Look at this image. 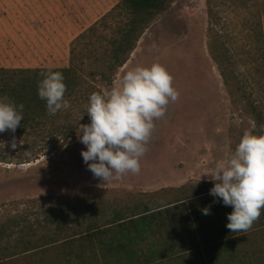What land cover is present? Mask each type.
I'll return each instance as SVG.
<instances>
[{"label": "rangeland", "instance_id": "1", "mask_svg": "<svg viewBox=\"0 0 264 264\" xmlns=\"http://www.w3.org/2000/svg\"><path fill=\"white\" fill-rule=\"evenodd\" d=\"M121 1L0 0V68H52L69 65L73 56L91 66L109 46L117 20L111 13ZM207 1L177 0L145 33L116 77L115 83L130 68L160 63L180 93L155 121L140 172L108 182L94 177L81 156L86 146L77 137L34 163H0V219L49 196L94 188L151 193L212 181L215 163L234 151L255 122L241 98L230 94L210 55ZM218 16L240 80L264 106V0H220ZM206 172L209 177L202 175Z\"/></svg>", "mask_w": 264, "mask_h": 264}, {"label": "trees", "instance_id": "2", "mask_svg": "<svg viewBox=\"0 0 264 264\" xmlns=\"http://www.w3.org/2000/svg\"><path fill=\"white\" fill-rule=\"evenodd\" d=\"M176 1L122 0L111 13L117 20L109 46L89 67L73 56L69 65L52 68H0V97L24 105L15 133H0V163L31 164L77 138L79 123L90 119L86 113L90 94L102 90L100 84L112 87L142 37ZM219 1H207L210 55L259 134L264 106L247 93L236 59L218 29ZM260 36L264 39V30ZM48 69L62 72L70 103L54 116L47 114L46 101L38 96V82ZM213 186V181L189 182L151 193L94 188L31 200L22 212L0 219V264H123L125 260L139 264L138 252L145 247L198 248V235L209 244L213 234L232 233L226 225L233 209L209 194ZM205 207L210 208L209 215L203 214Z\"/></svg>", "mask_w": 264, "mask_h": 264}, {"label": "clouds", "instance_id": "3", "mask_svg": "<svg viewBox=\"0 0 264 264\" xmlns=\"http://www.w3.org/2000/svg\"><path fill=\"white\" fill-rule=\"evenodd\" d=\"M41 75L38 96L46 101L47 114L67 110L70 103L65 99L62 72L48 69ZM173 79L160 63L137 65L126 70L111 88L90 94L86 110L90 123H79L78 138L86 146L81 156L94 177L108 182L140 172V160L148 151L155 121L162 119L169 103L180 97ZM23 110V104L17 106L7 96L0 97V133H15ZM255 131V124L245 130L234 151L218 160L210 173L214 186L209 194L233 209L226 225L232 233L248 232L264 209V125L259 134ZM11 147H17L14 136ZM202 175L209 177L207 172ZM202 212L209 215L210 208Z\"/></svg>", "mask_w": 264, "mask_h": 264}, {"label": "crops", "instance_id": "4", "mask_svg": "<svg viewBox=\"0 0 264 264\" xmlns=\"http://www.w3.org/2000/svg\"><path fill=\"white\" fill-rule=\"evenodd\" d=\"M198 239V248L145 247L139 264H264V209L249 232L213 234L209 244Z\"/></svg>", "mask_w": 264, "mask_h": 264}]
</instances>
